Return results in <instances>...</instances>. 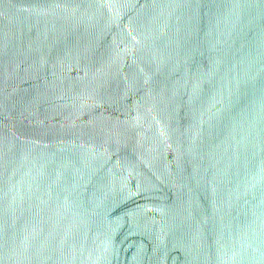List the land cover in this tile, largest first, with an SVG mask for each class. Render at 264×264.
Segmentation results:
<instances>
[{
	"label": "water",
	"instance_id": "95a60500",
	"mask_svg": "<svg viewBox=\"0 0 264 264\" xmlns=\"http://www.w3.org/2000/svg\"><path fill=\"white\" fill-rule=\"evenodd\" d=\"M0 264H264V0H0Z\"/></svg>",
	"mask_w": 264,
	"mask_h": 264
}]
</instances>
